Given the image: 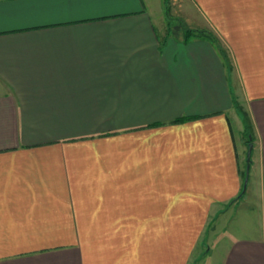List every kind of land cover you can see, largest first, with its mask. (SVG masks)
I'll return each instance as SVG.
<instances>
[{"label":"crops","instance_id":"1","mask_svg":"<svg viewBox=\"0 0 264 264\" xmlns=\"http://www.w3.org/2000/svg\"><path fill=\"white\" fill-rule=\"evenodd\" d=\"M170 4L0 0V264H190L242 112L216 264H264V0Z\"/></svg>","mask_w":264,"mask_h":264},{"label":"rangeland","instance_id":"2","mask_svg":"<svg viewBox=\"0 0 264 264\" xmlns=\"http://www.w3.org/2000/svg\"><path fill=\"white\" fill-rule=\"evenodd\" d=\"M168 13L169 18L167 19L170 26L176 22V17H172L171 14L177 13L176 5H171L170 0H168ZM178 14V13H177ZM237 109L238 106H237ZM247 116V115H246ZM244 170V166L241 167V171ZM248 193L244 194L241 198V202L233 208L232 205L229 208L220 209L219 215L214 218L210 224L205 225L202 230L199 241L197 243V249L194 253H199V250H202V254L199 256L192 257L190 264H216L217 262V251L220 249V245L223 243V239L226 238L227 234H241L243 233V226L248 224L256 223V215L253 216L250 214V210L257 211V209H247L249 207L248 202L253 206H257V203H254L253 198H247ZM243 198V199H242Z\"/></svg>","mask_w":264,"mask_h":264},{"label":"trees","instance_id":"3","mask_svg":"<svg viewBox=\"0 0 264 264\" xmlns=\"http://www.w3.org/2000/svg\"><path fill=\"white\" fill-rule=\"evenodd\" d=\"M168 0H164V12H165V17L168 19L169 18V11H168ZM191 37H203V38H207L209 40H215L213 34L203 31V30H192V29H185L184 30V39L187 40ZM247 114L242 112V117H243V137H244V142L245 145L248 146V143L251 142V139L249 138V136L251 135V125L249 122V117L246 116ZM187 118H180L177 120H174V122H178V121H182V120H186ZM244 175H245V164H244V170L241 171V179H242V187L240 192L238 193V195L236 196V199H239L243 196V194L245 193V189L243 190V179H244Z\"/></svg>","mask_w":264,"mask_h":264},{"label":"water","instance_id":"4","mask_svg":"<svg viewBox=\"0 0 264 264\" xmlns=\"http://www.w3.org/2000/svg\"><path fill=\"white\" fill-rule=\"evenodd\" d=\"M251 150H252V143L249 142L248 146H247V150H246L245 175H244V179H243V190L245 189L247 181H248Z\"/></svg>","mask_w":264,"mask_h":264}]
</instances>
